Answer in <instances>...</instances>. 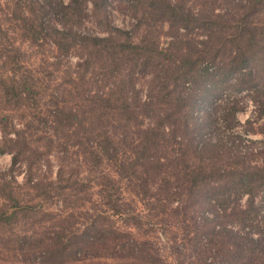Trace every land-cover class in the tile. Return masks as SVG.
Returning <instances> with one entry per match:
<instances>
[{"label": "trees", "instance_id": "obj_1", "mask_svg": "<svg viewBox=\"0 0 264 264\" xmlns=\"http://www.w3.org/2000/svg\"><path fill=\"white\" fill-rule=\"evenodd\" d=\"M8 1L13 8L0 19V31L9 25L23 32L21 36L28 42L43 41L45 5L37 0L28 5L24 0ZM218 1L221 6L215 13ZM78 2L82 0H73L69 9ZM203 5L207 9L199 12L188 10L178 0H156L153 6L172 29L176 26L177 34L180 29L192 28V32L196 28L204 29L202 49L182 40L173 42L171 48L159 50L155 39L142 40L141 45L133 46L96 38L97 53L106 58L111 55L115 64L112 69L115 87L107 93L94 92L78 108L58 107L50 126L53 134L41 147L44 151L31 147L20 137L11 140L19 146V155H26L25 159L32 155L37 158L27 161L26 184L39 192V201L59 203L61 200L66 207V218L56 226L48 227L41 235L34 232L35 236L20 240L21 249L27 252L26 260L32 264H78L77 261L85 259L89 264H184L179 256L185 255L186 238L172 237L169 257L158 248L159 232L151 235L144 230L149 225L161 226L167 214L173 223L177 222L176 227L185 231L194 227L188 233L200 232L196 238L205 236L210 240L205 246L192 244L189 248H196L193 251L200 264H264V218H251L250 210L255 208L258 194L263 193L264 199V160L254 162L251 152L242 154L243 150L236 145L234 149L228 147L227 140L205 138L197 124L198 131L189 134L195 100L188 86L189 83L197 86L202 78L218 77L222 84L233 77L234 85L254 95L257 118L264 117V0H205ZM208 5L214 11L209 12ZM11 45L12 48L6 45L7 48L0 42V91L10 96L8 100L25 98L36 103L38 93L33 82L11 72L15 65L23 66L20 51ZM126 51L130 53L126 55ZM150 55L162 58L153 71L157 90L149 92L144 101L136 94L131 102L129 91L134 88L135 69L142 68L139 60L148 62ZM9 60L12 68L6 74L3 68ZM85 61L93 65L92 61ZM210 63L215 66H209ZM212 68L215 75L211 74ZM125 79L129 82L124 86ZM231 108L228 116L233 126L237 123L235 114L239 107ZM43 124L47 125L46 120ZM74 147L78 154L76 163L81 161L89 173L67 167L71 158L65 153ZM54 148L63 151V157H59L63 165L54 179L37 180L38 162ZM261 153L264 155V149ZM19 157L14 158L13 165L20 161ZM85 187L90 190L87 199L78 194ZM127 190L136 195L141 205L155 211V218L145 221L150 215L135 203L129 204ZM74 194L78 195L73 200ZM244 196L247 199L241 204ZM9 198L16 202L13 196ZM36 206L26 204L17 206L16 210L31 212ZM218 208L230 210L232 222L213 221L210 215L217 216ZM16 210L10 220L17 214ZM199 214L205 219L204 225H212L203 232L197 219ZM77 224L86 225L83 233L77 232ZM177 239L181 242L177 243ZM70 258L74 263L68 262Z\"/></svg>", "mask_w": 264, "mask_h": 264}, {"label": "rangeland", "instance_id": "obj_2", "mask_svg": "<svg viewBox=\"0 0 264 264\" xmlns=\"http://www.w3.org/2000/svg\"><path fill=\"white\" fill-rule=\"evenodd\" d=\"M24 1L27 3L24 4L28 5L34 0ZM178 1L185 3L188 10L195 12L207 9L203 5L205 0ZM72 2L73 0H37L40 5H45L43 7L46 13L43 20L44 31L41 34L44 40L39 43L26 41L21 36L23 32L19 33L11 26L9 28V25L6 29H4L5 27L1 28L0 31L2 33L0 42L10 48L13 43L23 58V66L15 65L12 68L11 60H9V64L5 69L3 68V72L8 74L12 68V73L30 79L38 93L35 95L36 103L33 101L29 103L25 98L17 101L9 99L10 102L8 100L10 96H6L0 91V217H4V220L0 221V264H32L25 259L27 252L26 249L25 251L21 249L23 245L20 240L24 237L35 236L34 232L41 235L48 231V227L56 226L60 220L66 218V207L61 200L59 203L40 202L39 192L30 189L26 184L27 161L37 158L32 155L25 159L26 155H19V146H15L11 140L20 137L21 140L25 139L31 147L41 149L47 144L46 138L53 134V129H50V126L53 125V115L58 107L78 108L83 103V99L88 100L87 96L94 92L107 93L115 87L112 75L115 64L110 58L111 55L106 58V55L102 57L97 53V48L94 45L97 42L96 38L112 39L114 42H124L133 46L141 45L142 40L145 42V40L155 39L159 43V50L171 48L172 43L178 40L195 43L197 49L203 48L200 41L205 36L203 35L205 30L196 28L192 32V28L180 29L177 34L176 26L172 29L171 24L165 21L160 13L153 10L156 0H82V3L78 2L72 6L75 10L69 9ZM9 6H11L10 9ZM218 6H221L219 1L215 5V13L219 11ZM12 8L11 2L2 0L0 10L3 11L0 13V19H4V15L9 14ZM212 10L214 11L211 5H208V11L212 12ZM109 45H111V41ZM129 53L126 51V55ZM111 54L115 55L113 50ZM3 56L2 58L7 59V56ZM87 59L92 61L93 65L86 62ZM158 60L160 61L162 58L156 55H150L148 62L139 60V63L142 62V68L139 66L135 69L132 81L134 88L129 91L131 102L135 101L136 94L141 98V101H144L149 92L153 93V90H157L153 81V71ZM209 66L213 67L215 64L210 63ZM198 67L202 68V64H199ZM123 68H121L122 74ZM129 70L128 67L125 73H130ZM211 71V74H216L213 68ZM121 77L123 78V75ZM231 78L222 84L218 77L214 76L210 79H200L197 86L189 83L190 93L195 100L189 134L198 131V128L195 127L197 124L205 138H211L214 141L227 140L230 143V145L227 144L228 147L234 149L233 147L236 145L237 149L243 150L242 154L246 151L251 152V159L254 162L256 160L261 162L264 160V155L261 153L264 149V117L258 119L255 114L257 103L252 92L241 90L233 84L234 79ZM123 81L124 86L129 82L128 79ZM233 105L238 106L239 111L235 114L237 123L232 126L231 117L228 115L232 110L231 107H234ZM43 120H46V126L43 124ZM75 149L74 147L65 153L68 158H71L67 167L72 166L73 169L69 170H76L83 174L89 173V169L80 163L81 159L78 158L80 162L76 163L78 154ZM41 151L44 150L41 149ZM51 152L50 155L42 157L38 162L35 175L37 180L54 179L59 166L63 165L59 160V157H63V151L54 148ZM17 156H20V161L13 165V160ZM78 194L81 198L87 199L90 190L85 187L84 191ZM78 194H74L73 200ZM10 195L16 199V202L9 198ZM126 196L129 198L131 206L135 203L143 213L150 215L145 221L150 222L152 218H155L153 217L155 211H149L146 206L141 205L140 200L135 197L136 195L127 190ZM246 199L247 196H244L240 203L243 204ZM263 200V193L258 194L255 208L250 209L252 210L251 218L257 220L264 218ZM26 204L37 205L36 210L31 212L16 210L17 206L21 207ZM220 208L223 209L222 206ZM15 210L17 214L10 220L9 217ZM217 210V216L210 215L213 221L232 222L229 219L230 210L221 211L219 208ZM209 212L212 214L213 210ZM198 217L199 227L202 228L201 232L212 226L204 225L205 219L200 218V214ZM171 218L165 214L161 226L150 227L149 225L148 229L144 228V230L150 231L151 235L159 232L156 235L158 248L161 249V254L169 257L171 256L169 249L173 245L172 237L186 238V248L183 249L185 255L179 256L180 260L184 264H200L194 253L195 247L205 246L210 240L207 241L208 238L205 239V236L196 238L200 237V232L198 235L188 233L194 227L188 228L189 231L176 227L177 222L173 223ZM119 224L121 226L120 222ZM75 228L78 229V233H83L86 225L79 226L77 224ZM180 242L177 241V243ZM192 244L196 246L189 249ZM36 254L38 256V253ZM41 259L43 258L38 260ZM68 260V262L74 263L72 258ZM85 260L77 262L78 264H89L90 261Z\"/></svg>", "mask_w": 264, "mask_h": 264}]
</instances>
